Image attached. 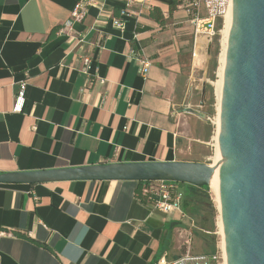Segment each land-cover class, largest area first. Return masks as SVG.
<instances>
[{
    "label": "crops",
    "instance_id": "crops-1",
    "mask_svg": "<svg viewBox=\"0 0 264 264\" xmlns=\"http://www.w3.org/2000/svg\"><path fill=\"white\" fill-rule=\"evenodd\" d=\"M78 1L0 0V174L209 164L204 151L212 147L213 127L182 112L196 108L201 95L193 77L208 36L195 35L186 13L170 9L172 0H133L128 7L124 0H95L66 27ZM122 12L127 16L116 28ZM81 57L94 59L89 79L80 72ZM22 83L24 107L15 113ZM137 187L127 181L0 184V231L11 234L0 237V264L176 259L183 252L178 232H190L194 222L154 210ZM199 241L192 234L193 244Z\"/></svg>",
    "mask_w": 264,
    "mask_h": 264
},
{
    "label": "water",
    "instance_id": "water-1",
    "mask_svg": "<svg viewBox=\"0 0 264 264\" xmlns=\"http://www.w3.org/2000/svg\"><path fill=\"white\" fill-rule=\"evenodd\" d=\"M182 112L206 118L191 108ZM217 146L219 160L210 165L105 164L0 174V184L127 181L209 188L217 172L225 264H264V0H231Z\"/></svg>",
    "mask_w": 264,
    "mask_h": 264
},
{
    "label": "built area",
    "instance_id": "built-area-1",
    "mask_svg": "<svg viewBox=\"0 0 264 264\" xmlns=\"http://www.w3.org/2000/svg\"><path fill=\"white\" fill-rule=\"evenodd\" d=\"M126 7L130 6L133 0H124ZM176 9L183 10L193 28L195 35H206L211 40L219 30L217 29L218 20L223 17L224 9L227 10L231 0H176ZM95 4V0H79L74 6L70 21H79L86 14L89 7ZM126 13L122 12L118 20L113 24L116 28H121L126 18ZM224 18V17H223ZM80 72L88 79L93 75L95 69L94 59L91 57L80 58ZM145 67L146 64L144 63ZM218 78V77H217ZM100 84H104L103 79H99ZM25 83H22L14 96L12 111L21 113L24 107ZM217 114V113H216ZM207 121L216 128V117H206ZM214 139V138H213ZM139 198H143L152 208L160 213L169 214L177 212L182 218L187 217L182 211L183 192L179 183L173 182H143L138 192ZM192 230L190 232L179 231L178 236L181 240L180 247L182 254L172 261H167L165 257L160 258L155 264H225L222 246L219 251L213 254H202L193 252ZM10 232L0 231V237L10 236Z\"/></svg>",
    "mask_w": 264,
    "mask_h": 264
},
{
    "label": "rangeland",
    "instance_id": "rangeland-1",
    "mask_svg": "<svg viewBox=\"0 0 264 264\" xmlns=\"http://www.w3.org/2000/svg\"><path fill=\"white\" fill-rule=\"evenodd\" d=\"M224 9V13H225ZM224 17V14H223ZM220 18L218 20V24L220 25V29L218 34L213 37L211 40H209V46H210V52L209 54L206 52V54L203 56V63L200 66L198 70H196L194 74V83L193 85L197 87V92H200V94L197 95L196 101L193 104V107L195 110L200 111L204 114H206L208 117L214 116L216 117V113L218 112V99L215 94V83L217 81V71L219 68V55L221 52V40H222V30L224 27V18ZM202 90H204L205 94L202 98ZM212 113V115H210ZM209 122V121H208ZM211 125V123L209 122ZM213 127V141L211 142L212 147H208L207 150L204 151V153L207 155V158L209 159V165L214 163V157H215V136H216V128L215 126L211 125ZM213 162V163H212ZM209 192L212 197V202L214 204L215 210H216V216H215V232L213 233L215 236V252L219 251V248L222 246L221 242V234L219 233V228L217 226L218 222V212H217V204L215 202V197L213 194V191L211 187H209ZM193 252L195 253H202V254H213L210 251L206 250V246L203 242H197L192 245Z\"/></svg>",
    "mask_w": 264,
    "mask_h": 264
},
{
    "label": "trees",
    "instance_id": "trees-1",
    "mask_svg": "<svg viewBox=\"0 0 264 264\" xmlns=\"http://www.w3.org/2000/svg\"><path fill=\"white\" fill-rule=\"evenodd\" d=\"M176 0H172L171 10L176 9ZM220 25L217 24V29ZM212 115V113H210ZM142 183H138L136 193L140 191ZM183 192L182 211L193 222L195 228L192 230L193 235L203 242L206 250L211 253L215 252V216L216 210L212 202V197L208 187H195L191 185L180 184ZM142 201H145L141 198Z\"/></svg>",
    "mask_w": 264,
    "mask_h": 264
},
{
    "label": "bare ground",
    "instance_id": "bare-ground-1",
    "mask_svg": "<svg viewBox=\"0 0 264 264\" xmlns=\"http://www.w3.org/2000/svg\"><path fill=\"white\" fill-rule=\"evenodd\" d=\"M231 24V4L228 6L226 13L224 15V27L222 30V40H221V52L219 55V68H218V73H217V81L215 85V94L218 99V112L216 114V136H215V146H216V152H215V157H214V163L219 160V153H218V146H217V132H218V124H219V105H220V96H221V90H222V82H223V72H224V66H225V61H226V52H227V39H228V32ZM213 163V162H212ZM210 187L213 191L214 197H215V202L217 204V209H218V179H217V172L213 176L211 182H210ZM217 226L219 228V233L221 234V239H222V228L220 224V218L218 216V222ZM222 245V242H221ZM223 248V246H222ZM225 259V256H224Z\"/></svg>",
    "mask_w": 264,
    "mask_h": 264
}]
</instances>
